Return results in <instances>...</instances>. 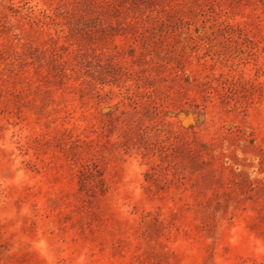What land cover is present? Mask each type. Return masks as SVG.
I'll list each match as a JSON object with an SVG mask.
<instances>
[{"label":"rangeland","instance_id":"374dc122","mask_svg":"<svg viewBox=\"0 0 264 264\" xmlns=\"http://www.w3.org/2000/svg\"><path fill=\"white\" fill-rule=\"evenodd\" d=\"M0 0V264H264V0Z\"/></svg>","mask_w":264,"mask_h":264},{"label":"trees","instance_id":"16d2710c","mask_svg":"<svg viewBox=\"0 0 264 264\" xmlns=\"http://www.w3.org/2000/svg\"><path fill=\"white\" fill-rule=\"evenodd\" d=\"M156 0H111L112 6L116 12L122 10L138 12L144 14L147 10H153L155 8Z\"/></svg>","mask_w":264,"mask_h":264}]
</instances>
